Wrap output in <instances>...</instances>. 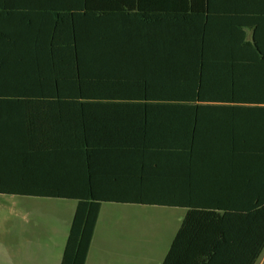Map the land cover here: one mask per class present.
Segmentation results:
<instances>
[{"label":"crops","instance_id":"0c3cea01","mask_svg":"<svg viewBox=\"0 0 264 264\" xmlns=\"http://www.w3.org/2000/svg\"><path fill=\"white\" fill-rule=\"evenodd\" d=\"M183 1L190 0H31L30 9H21L13 0L12 9H6L0 0V151L81 150V139L70 137L88 131L97 136L104 158L96 165L99 182L109 185L105 190L111 197L190 200L199 210L219 208L214 211L219 214L241 213L245 200L263 197L264 166L260 163L254 171L245 159L220 154L223 134L232 126L231 116L223 112L198 116L201 132L211 136L210 144L198 148L212 151L187 158L175 147L147 150L146 145L132 144L133 127L144 125L138 120L143 113L132 111L134 104L177 101L162 95V52L149 57L140 49L134 62L127 47L123 51L119 45L127 36L142 35L150 18L158 21L166 9L174 12ZM145 83L153 89L152 96L128 90ZM123 132L127 139L114 140L116 147H108L112 139L106 135ZM37 136L54 140L44 143ZM9 166L20 164L4 165ZM161 208L188 212L184 207ZM152 255L134 252L138 257Z\"/></svg>","mask_w":264,"mask_h":264},{"label":"trees","instance_id":"16d2710c","mask_svg":"<svg viewBox=\"0 0 264 264\" xmlns=\"http://www.w3.org/2000/svg\"><path fill=\"white\" fill-rule=\"evenodd\" d=\"M11 1L4 0L6 9H12ZM14 1L21 9L31 8V0ZM183 3L174 12L166 9L158 21L150 18L147 31L127 36L119 45L123 51L127 47L134 62L140 49L149 57L162 52V95L177 101L134 104L132 111L143 113L138 120L144 125L133 127L132 144L146 145L147 150L175 147L187 158L212 151L198 148L211 142V136L201 132L198 116L223 112L231 116L232 126L223 134L222 158L245 159L255 171L260 163L264 166V0ZM128 90L146 96L153 91L147 83ZM169 114L194 117L171 119ZM125 136L107 134L112 139L108 147H116L113 141ZM70 138L81 139V150L0 151V194L76 201L60 264L87 263L104 203L188 208L162 264H257L264 253V196L248 198L243 212L235 214L215 213L219 208L199 210L190 200L111 197L105 190L109 185L99 182L96 165L104 158L97 136L87 131ZM13 162L20 166L4 167Z\"/></svg>","mask_w":264,"mask_h":264},{"label":"rangeland","instance_id":"374dc122","mask_svg":"<svg viewBox=\"0 0 264 264\" xmlns=\"http://www.w3.org/2000/svg\"><path fill=\"white\" fill-rule=\"evenodd\" d=\"M75 207V200L0 194V264H60ZM184 215L104 203L87 264H162ZM135 250L153 255L134 256Z\"/></svg>","mask_w":264,"mask_h":264}]
</instances>
